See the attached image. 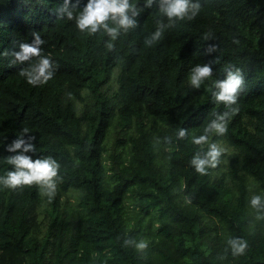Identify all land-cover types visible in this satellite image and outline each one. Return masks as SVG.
I'll use <instances>...</instances> for the list:
<instances>
[{"label": "trees", "instance_id": "obj_1", "mask_svg": "<svg viewBox=\"0 0 264 264\" xmlns=\"http://www.w3.org/2000/svg\"><path fill=\"white\" fill-rule=\"evenodd\" d=\"M130 2L142 9L138 26L109 51L106 34L56 19L63 0H0V54L37 32L56 65L34 87L19 75L27 63L0 55V176L23 128L37 138L33 159L61 165L51 202L37 186L0 185V264H264V219L250 204L264 199V0H198L196 18L151 47L145 39L167 23L158 0ZM209 32L219 51L205 54ZM207 63L212 80L241 69L245 89L227 133L209 137L225 149L221 163L200 175L192 138L226 110L212 81L190 86L191 68ZM232 238L247 241L243 255H232Z\"/></svg>", "mask_w": 264, "mask_h": 264}, {"label": "clouds", "instance_id": "obj_2", "mask_svg": "<svg viewBox=\"0 0 264 264\" xmlns=\"http://www.w3.org/2000/svg\"><path fill=\"white\" fill-rule=\"evenodd\" d=\"M157 0H146L144 7L150 8ZM159 12L166 18L167 23L157 22V29L144 41L146 47L158 43L165 29L173 28L178 22L191 21L196 18L201 9V4L193 0H158ZM142 9L130 2V0H87L81 7V0H63V4L55 10L57 20L67 19L74 21L75 27L81 34L89 36L104 33L109 38L105 47L112 51L115 48L114 41L120 35L127 34L138 26L136 17ZM34 39L31 43H20L19 51H5L0 54L11 56V63L28 64L22 68L19 75L24 77L29 85H45L50 81L56 71L54 61L43 54L42 45L45 43L37 32L32 33ZM204 41L209 42L205 48V54L219 51V44L214 42L216 36L209 32L204 34ZM234 43H239L234 40ZM33 61H35L33 63ZM214 63L216 60L213 61ZM225 78L212 80L213 68L211 63L196 64L190 70L189 83L194 89H200L207 81H212V96L216 103L223 104L226 109L222 113H216L204 128V134L192 138V143L201 146L192 157L190 164L200 175H207L209 169H215L221 163V156L225 149L217 143L210 142L211 135L223 136L227 133L228 123L233 116L239 113L238 100L245 89V77L241 69L234 66L225 67ZM187 136L186 129H179L177 137L184 139ZM36 136L32 135L28 128L22 132L6 148L9 153H14L6 158L11 165V170L6 175L0 176V185L4 188L16 191L24 187L37 186L41 194L51 202L57 192V184L61 179L59 171L60 163L52 156L33 159L28 153L36 152ZM170 141V138H165ZM207 145V150L203 146ZM191 203V200H187ZM251 207L258 213L257 219H264V199L260 195H254L250 200ZM127 243L131 244L132 241ZM228 245L233 256L243 255L248 248L247 241L240 238L228 240ZM138 251L143 252L148 245L141 240L135 244ZM227 252L228 249H225Z\"/></svg>", "mask_w": 264, "mask_h": 264}]
</instances>
